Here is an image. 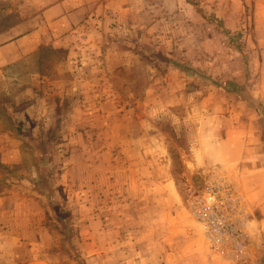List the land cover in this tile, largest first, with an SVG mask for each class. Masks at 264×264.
Listing matches in <instances>:
<instances>
[{
    "label": "rangeland",
    "instance_id": "374dc122",
    "mask_svg": "<svg viewBox=\"0 0 264 264\" xmlns=\"http://www.w3.org/2000/svg\"><path fill=\"white\" fill-rule=\"evenodd\" d=\"M189 1L193 12L188 13L203 18L197 32L186 38L190 25L181 21L160 23L154 32L138 31L124 40L139 53L137 66L121 70L116 80L106 78L107 85L100 84L96 69L82 68V53L73 59L78 66L74 72L53 70L50 65L59 55L45 53L43 84L27 88L0 80V132L10 131L6 141L20 145L23 153L21 164L0 161V191L13 193L19 202L6 204L13 211L10 223L22 225L13 229L20 242L6 246L19 256L16 264H30L28 259L36 255L46 264H164L162 246L154 263L147 260L148 244L164 243V231H147L146 221V230L116 224L122 216L116 212L130 204L133 188L165 190L160 183L131 182L130 177L146 181L156 167L140 166L137 159L128 165L135 152L126 142L141 145V159L150 160L151 151L160 149L171 160L174 176L166 204L189 210L209 181L227 180L237 190L232 178L240 166L235 164L264 158V12L257 0L207 8L199 0ZM150 8L160 17L171 7ZM177 11L172 7L166 14L174 17ZM82 79L89 82L84 90L95 92L96 99L68 102L78 86L82 89L77 83L69 94V81L84 83ZM57 90L59 102L43 98ZM83 130L86 134L77 133ZM201 156L213 164L196 173L191 162ZM158 167L163 174L164 166ZM123 189L126 198L121 201L117 191ZM164 200L156 197L160 206ZM141 202L149 203L147 198ZM139 237L142 243L135 242ZM243 259H233L234 264Z\"/></svg>",
    "mask_w": 264,
    "mask_h": 264
},
{
    "label": "crops",
    "instance_id": "0c3cea01",
    "mask_svg": "<svg viewBox=\"0 0 264 264\" xmlns=\"http://www.w3.org/2000/svg\"><path fill=\"white\" fill-rule=\"evenodd\" d=\"M229 1L199 0V5L201 8H207L223 4V2L227 4ZM232 1L236 4L235 1L238 0ZM255 5L264 12V0H257ZM152 6L171 7L167 8L166 12H170L172 7H178L177 15L172 17L163 12L160 17H157L154 14V9L150 8ZM0 7H4V9H0V13L3 15V19L0 18V80H7L6 83L14 81L20 87L27 88L44 83L40 72L45 68L43 67L45 53L59 55L50 68L55 71L67 69L73 72L78 67L75 66L73 59L80 55L78 53H82L83 58L79 61L85 64L82 68L96 69L99 72L98 81L100 84L107 85L106 78L116 80L117 74L121 70L133 69L139 62V53L133 47L125 46V42H128L124 41L125 39L133 38L138 31H142V33L154 32L157 30L155 27L158 24L173 21H181L185 24L189 22L190 32L184 33L188 38L193 35L192 33L197 32L200 25L204 24L200 15L188 13V11L193 12L189 0H0ZM214 16L219 17V13ZM197 36H201L200 32ZM61 54L64 55L62 58H60ZM100 80H104L103 84ZM82 81L84 83L69 81V94L71 88L77 87V83L82 85V89L78 86L79 92L71 93L66 99L68 102L79 99L77 101L91 103L96 99L92 94L95 92L84 90L89 82L86 79H82ZM57 91L58 93L55 91L52 95H44L43 98L50 99L51 102H59L60 95L59 90ZM109 100L106 94V103ZM84 108L86 107L84 106ZM26 113L29 115L27 111ZM85 113L87 114V112ZM44 114L38 112L37 116H44ZM102 114L104 117V113ZM30 115L32 114L30 113ZM27 126H24L23 129L28 128ZM106 130L109 128L107 127ZM83 132L86 134L85 130L77 133ZM8 133L11 132L6 130L0 132V138L3 135L4 139L3 143L0 142L2 151L0 161L5 165L21 164L23 162L22 147L11 140L6 141L9 138ZM111 145L115 146L116 144L111 143ZM125 146H128L131 152H135L133 161L130 160L128 165L138 163L140 166L156 167L153 171L154 175H148L146 181L136 174L139 179L130 177L131 182L140 184L147 181L155 182L165 187V190H161V192L133 188L130 204L127 205L125 202V205H122L121 209L116 212L122 215L118 219L119 223L116 222V224L146 230L142 223L146 221L150 223L151 227L147 231H164V243L151 241L148 244V252L152 257L151 259L147 253L148 262L152 260L154 263L157 247L162 246L164 264H234L233 260L223 259L208 251L201 227L190 218L188 206L176 207L166 204L170 203L167 202V198L170 197L167 193L171 194L167 185L174 176L172 168L169 167L171 160L168 163L160 149L151 151L150 160L148 157L146 160L141 159L140 155L142 156L143 151L141 145L126 142ZM178 151L181 163L184 165L182 155L185 156V152L181 149ZM136 159L137 163H135ZM244 159L245 163L235 164V167L240 166V168L234 170L232 178L236 184L237 192L242 197L243 204L250 214L247 227L248 245L246 255L240 264H264V158L259 160ZM254 161L260 162L255 163ZM191 164L197 168L196 171L194 170L197 173L199 167L206 168L207 166L208 168L213 163L204 162L201 156ZM160 165L164 166L163 174L160 173L158 167ZM132 176L135 177V175ZM124 192H126L124 189L117 191V194L123 197L121 201L126 198ZM2 194L4 193L0 191V209L3 210V213L0 214V247L3 246V250H0V264H16L20 260L19 256L13 255L10 249H6V246L20 242V239L13 235V229H20L22 225L21 223H13L14 225L10 223L13 211H10L9 208L6 210V204L14 201L16 205H19V202L13 197V193ZM156 197L165 199L162 206H160L161 202H156ZM145 198L149 201L148 205L141 204V199ZM9 212L11 213L9 214ZM146 215L147 219H145ZM129 218L131 221L125 222ZM24 229L30 228L27 226ZM142 241L141 237L135 238V242L142 243ZM123 243H128V241L123 239ZM36 256L38 257L28 259L30 264H46L47 260L42 255ZM161 261L159 260V262Z\"/></svg>",
    "mask_w": 264,
    "mask_h": 264
},
{
    "label": "built area",
    "instance_id": "2783aa9c",
    "mask_svg": "<svg viewBox=\"0 0 264 264\" xmlns=\"http://www.w3.org/2000/svg\"><path fill=\"white\" fill-rule=\"evenodd\" d=\"M190 214L201 226L213 254L230 260L245 257L250 214L230 182L209 181L203 192L192 199Z\"/></svg>",
    "mask_w": 264,
    "mask_h": 264
}]
</instances>
